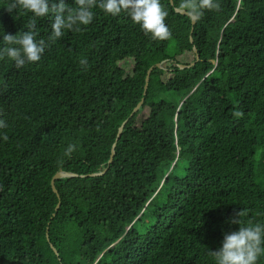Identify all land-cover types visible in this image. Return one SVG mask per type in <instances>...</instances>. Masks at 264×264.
<instances>
[{
	"label": "trees",
	"instance_id": "obj_1",
	"mask_svg": "<svg viewBox=\"0 0 264 264\" xmlns=\"http://www.w3.org/2000/svg\"><path fill=\"white\" fill-rule=\"evenodd\" d=\"M160 2L166 40L94 9L39 62L0 60V264H213L236 213L264 221V0L193 25ZM27 19L0 7L7 34Z\"/></svg>",
	"mask_w": 264,
	"mask_h": 264
},
{
	"label": "clouds",
	"instance_id": "obj_2",
	"mask_svg": "<svg viewBox=\"0 0 264 264\" xmlns=\"http://www.w3.org/2000/svg\"><path fill=\"white\" fill-rule=\"evenodd\" d=\"M179 8L185 11L190 21H198L205 10H219L218 0H180ZM0 7L15 17H28L24 29L16 34H7L0 29V60L7 58L20 69L26 64L39 62L50 42L58 41L66 31L80 32L94 19V9L102 10L113 17L122 13L138 25L144 34L154 40H166L171 35L160 0H73V6L65 0H0ZM48 19V35H39L37 22ZM79 64L87 67V60ZM6 127L0 119V128ZM6 139V137H4ZM75 145L68 144L64 155L70 156ZM264 216V213H257ZM238 225L234 231L223 234L220 247L208 251L213 264H258L264 256V221L248 217L246 209L235 214L229 221Z\"/></svg>",
	"mask_w": 264,
	"mask_h": 264
},
{
	"label": "water",
	"instance_id": "obj_3",
	"mask_svg": "<svg viewBox=\"0 0 264 264\" xmlns=\"http://www.w3.org/2000/svg\"><path fill=\"white\" fill-rule=\"evenodd\" d=\"M180 13H181V14H185V11H180ZM193 24H194V22L191 21V25H193ZM156 67H160V64H156ZM184 67H185V66H182V65L179 66V68H184ZM152 68H153V67L151 66V67L147 70V73H146V77H145V85H144V93L146 92V88H147V84H148V80H149V75H150V72H151ZM142 102H143V99L140 100V102L135 106V108L133 109V112H132V113H134V112H136V111L138 110V108L140 107V105L142 104ZM124 123H125V122H123V123L120 125V127L118 128V131H117V135H116L115 141L118 140V138H119V136H120V133H121V130H122L123 126H124ZM114 147H115V144H113L112 147H111V155H110V159H109L108 163H110V161H111V159H112V156H113V154H114ZM103 172H104V171H103ZM103 172H102V173H103ZM73 176H75V175H74V174H70V173H65V172H58V173H56V174L52 177V179H51V187H52L53 192H54V193H57L56 190H55V188H54V185H53L55 179L63 178V177H73ZM58 207H59V202L57 203V205H56V207H55V211H57ZM47 240H48V239H47ZM55 253H56V252H55Z\"/></svg>",
	"mask_w": 264,
	"mask_h": 264
},
{
	"label": "rangeland",
	"instance_id": "obj_4",
	"mask_svg": "<svg viewBox=\"0 0 264 264\" xmlns=\"http://www.w3.org/2000/svg\"><path fill=\"white\" fill-rule=\"evenodd\" d=\"M172 46H173V44L171 43L170 47L168 48V53H171ZM191 59H192V56H191V55H188V56H185V57L181 58V61H182V62H189V61H191ZM166 77H168V75L163 76L164 79H165Z\"/></svg>",
	"mask_w": 264,
	"mask_h": 264
}]
</instances>
